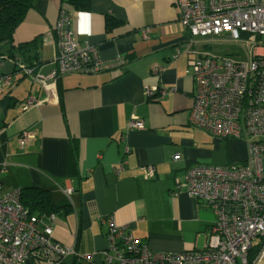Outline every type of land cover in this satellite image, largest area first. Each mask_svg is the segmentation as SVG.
<instances>
[{
    "label": "crops",
    "instance_id": "obj_1",
    "mask_svg": "<svg viewBox=\"0 0 264 264\" xmlns=\"http://www.w3.org/2000/svg\"><path fill=\"white\" fill-rule=\"evenodd\" d=\"M66 2L34 0L13 42L0 43L2 193L36 187L55 203L70 204L68 214L39 226H51L54 241L75 249L53 264H109V226L101 221L108 217L154 251L203 249L216 217L185 192L175 195V181L197 164L243 162L249 145L189 125L195 80L186 71L203 52L201 41L180 23L174 0H91L88 11ZM62 10L71 14L79 44L95 46L109 68L64 75L44 87L35 75L57 68L55 26ZM106 17L120 22L112 32ZM148 87L158 89L155 97L146 95ZM30 98L34 104L26 107ZM132 117L145 129H130ZM25 131L34 137L22 146ZM147 166L155 168L150 179Z\"/></svg>",
    "mask_w": 264,
    "mask_h": 264
},
{
    "label": "built area",
    "instance_id": "obj_2",
    "mask_svg": "<svg viewBox=\"0 0 264 264\" xmlns=\"http://www.w3.org/2000/svg\"><path fill=\"white\" fill-rule=\"evenodd\" d=\"M178 19L193 38L226 36L232 41L256 36L254 48L246 60L223 59L205 53L190 61L186 71L195 80L193 107L189 125L223 139H240L243 134L256 140L249 144L248 158L242 163L224 165L197 164L176 179V192L211 208L216 217L212 241L203 249L181 253L158 252L141 243L126 227L113 218H101L108 224V248L104 252L109 264H264V0H174ZM72 16L62 10L55 26L57 68L48 75H35L44 87L48 80L76 73H98L109 68L90 44L80 45L72 30ZM149 38L150 29L142 31ZM160 68L154 72L159 73ZM32 73V70H27ZM5 82L9 84L10 78ZM157 88L145 91L155 97ZM167 90L161 91L166 94ZM34 99L26 101L27 106ZM130 129L143 130L137 117L129 121ZM34 137L25 131L19 142L24 146ZM180 154L174 155L178 160ZM145 178L155 174L153 166L144 169ZM21 189L2 193L0 186V264L36 262L53 264L75 249L52 239V227L45 226L21 203ZM72 194L71 189L66 190ZM56 214L47 219L53 221ZM260 238V243L255 240ZM259 250L253 263L250 252Z\"/></svg>",
    "mask_w": 264,
    "mask_h": 264
},
{
    "label": "trees",
    "instance_id": "obj_3",
    "mask_svg": "<svg viewBox=\"0 0 264 264\" xmlns=\"http://www.w3.org/2000/svg\"><path fill=\"white\" fill-rule=\"evenodd\" d=\"M76 11L90 10L91 0H67ZM34 7V0H0V43H12L14 32L22 24L27 13ZM106 30L112 32L120 22L112 17H106ZM21 203L31 214L39 219H47L52 214L63 211L68 214L70 204L55 203L49 191L36 187L21 189ZM259 250L250 252V263H253Z\"/></svg>",
    "mask_w": 264,
    "mask_h": 264
},
{
    "label": "rangeland",
    "instance_id": "obj_4",
    "mask_svg": "<svg viewBox=\"0 0 264 264\" xmlns=\"http://www.w3.org/2000/svg\"><path fill=\"white\" fill-rule=\"evenodd\" d=\"M195 39L201 41L204 45H207V47L206 46L204 47L200 42V44L197 45L198 48H200L201 50L204 49L203 51L205 53L217 57L220 61L226 58L233 60H246L251 55V51L249 52L246 44L247 42H249V44L252 45L254 48L253 41H256L255 40L256 36H250L249 38L246 39L243 38L237 42L230 40L226 36L206 37V38L197 37ZM260 41L264 42V36ZM241 140L246 144L248 143L249 145L252 141L256 140V137L253 135L243 134ZM207 215L211 220L213 221L215 220V215L211 208H209ZM259 243H260V238L255 240V244H259Z\"/></svg>",
    "mask_w": 264,
    "mask_h": 264
}]
</instances>
